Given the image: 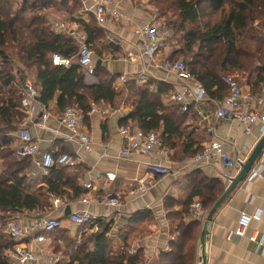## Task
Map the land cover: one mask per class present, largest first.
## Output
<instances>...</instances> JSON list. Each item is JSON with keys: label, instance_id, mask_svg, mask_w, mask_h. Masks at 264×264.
I'll return each mask as SVG.
<instances>
[{"label": "trees", "instance_id": "16d2710c", "mask_svg": "<svg viewBox=\"0 0 264 264\" xmlns=\"http://www.w3.org/2000/svg\"><path fill=\"white\" fill-rule=\"evenodd\" d=\"M151 3L157 7L161 21L162 17L167 18L166 13L174 12L172 16L178 20L177 24L168 19L164 21L175 27L170 61L182 56L191 77L204 87L211 99L221 101L228 95L222 77L232 79L240 87H248L253 94L260 92L264 85V0H151ZM49 8L63 11L71 18L80 8V2L0 0V223L22 213L49 211L52 199L69 204L85 196L78 185L77 166L52 168L47 177L33 183L29 178L32 163L16 157L12 134L17 133L15 129L24 117L19 108L21 82L25 78L34 79L45 107L56 100L57 117L66 108L74 107L85 116L84 121L91 104L112 107L120 95L113 88L114 76L101 66L92 72L95 83H85L86 76L76 58L78 46L74 40L52 32L45 14ZM71 21L74 20L71 18ZM81 25L89 48L100 58L96 43L103 32L94 20ZM52 54L70 58L72 66H53ZM126 88L134 101L120 125L158 133L168 151L176 148L178 143L174 142L181 138L183 116L188 112H182L178 105L163 104L160 91L153 93L132 83H127ZM183 147L184 153H188L189 145ZM74 167L72 175L67 173V169ZM205 193L208 204L213 207L223 190L216 182ZM204 204L200 205L206 209ZM187 212L184 210L182 214L186 216ZM66 218L60 219L66 227L62 224L47 236L51 247L59 237L71 248L64 264L144 263L136 256L128 257L125 250L113 251L107 238L108 225L100 232L84 233L68 224ZM181 218L184 217L179 219L177 235L169 250L159 253L157 264L195 263L198 222L187 223ZM12 247L13 242L0 231V264H10L6 252Z\"/></svg>", "mask_w": 264, "mask_h": 264}, {"label": "crops", "instance_id": "0c3cea01", "mask_svg": "<svg viewBox=\"0 0 264 264\" xmlns=\"http://www.w3.org/2000/svg\"><path fill=\"white\" fill-rule=\"evenodd\" d=\"M79 2L80 8L71 15L74 21H71L70 16L63 11L47 9L45 14L49 26L60 22L84 31L82 22L86 24L94 20L93 0H79ZM115 6L127 19L132 21V25L131 22L121 25L108 23L104 27L96 24L103 32V36L96 43L97 49L101 52L100 58L93 53V62L95 64L99 59L101 67L114 76L113 88L120 95L114 103L116 108L107 104L90 105V108L96 107L109 111V116L105 118L96 114L90 115L88 112L86 120L80 127V131L92 139V149L84 152L77 137L58 123L59 111L56 107V100L45 107L48 118L42 121L40 116H37L30 126V132L41 154L57 156L69 153L73 156L76 161L74 166L79 169L78 185L80 188L83 183L91 182L94 186L93 194H100L104 190L106 193L119 197L122 202L121 208L109 209L97 205H81L78 203L79 200L69 204L60 200L59 206L54 208L53 216L50 217L62 219L66 210L69 209V214L88 212L94 217L106 219L100 225L98 232L105 225L109 226L107 238L110 239L114 252L132 249L135 252L133 256L143 260V264H157L159 253L168 251L177 235L180 217H184L181 218L183 222L194 221L189 211L191 204L206 203L204 205L210 215L212 204H208L205 189L208 190L218 182L223 192L225 190V182L221 177L222 169L219 165H191L184 169L182 167L191 164L194 153L201 151L215 138L234 140L237 147L246 144L249 149L248 153L251 154L254 146L262 137L261 126L260 124L255 126L251 136L246 138L243 127L237 122L221 121L216 125L212 122L202 123L191 110H188V114L183 116L181 138L178 142H174L178 143L176 148L168 151V158L163 159L158 152L117 158L115 151L122 144L119 130L123 127L120 125V120L126 116L131 105L128 103L129 107H126L121 103L122 101H119L122 98L126 100L127 94L129 95L126 88L127 83L149 89L153 93L160 91L161 102L172 106L176 105L172 102V96L179 88L173 75L153 68L149 60L142 56L141 40L132 32L133 24L143 27L151 19L150 7L130 4L128 0H115ZM107 37L117 39L119 42L117 45L111 44L107 41ZM173 50V42L170 40L167 47L158 54V59L172 60L170 58ZM84 74L85 83H95L92 74L89 75L86 72ZM121 77L126 79L125 83L120 81ZM139 79L141 84H136V80ZM243 87L249 90L248 87ZM261 90H264V85L261 86ZM207 97L210 101H220L211 99L208 95ZM117 103H121L120 106H117ZM204 107L207 112H212L214 109L212 102ZM249 109L264 115V102L262 106L252 105ZM13 137L15 141L12 148L15 151L18 146L16 133ZM103 144L108 145L109 157L107 158L102 156ZM183 144L189 145L188 153H184ZM225 149L228 154L232 155V149L228 147ZM29 161L31 162V159ZM150 163L168 166L171 174L159 177L148 173L146 165ZM75 169L76 167L66 171L72 175ZM107 172L115 175L114 183L108 184L104 181V174ZM250 172L264 174V150L256 159ZM249 173L219 209L210 215L205 237V264H264V179L259 175L250 178ZM29 178L33 183L41 180L33 166L29 172ZM139 181H144L150 188L145 194L134 196L133 192ZM84 192L86 194V191ZM184 210H188L186 216L182 214ZM256 212L260 213V219L250 222L244 236L231 235L230 238L228 237L229 233L236 229L241 214L253 216ZM34 213H22L15 217L29 237L35 234V231H31ZM62 224L63 228L67 225L65 222ZM202 228L203 224L198 222L194 264L203 263L199 245ZM253 235H257V240L262 242V246L250 240ZM50 244L48 239L42 245L29 244V249L36 255V261L29 264H45V255L39 252V248L51 251Z\"/></svg>", "mask_w": 264, "mask_h": 264}, {"label": "built area", "instance_id": "2783aa9c", "mask_svg": "<svg viewBox=\"0 0 264 264\" xmlns=\"http://www.w3.org/2000/svg\"><path fill=\"white\" fill-rule=\"evenodd\" d=\"M130 4H136L143 7H150L151 19L143 26L138 27L133 24V34L137 36L142 43V56L149 60L151 66L157 70L171 74L176 78L178 84V91L172 96V102L178 106L182 112L192 113L202 123H210L213 125L221 121L237 122L244 129V136L250 137L255 126L260 124V134L264 135V115L249 108L252 105L262 106L264 102V90L258 94H253L245 87H240L230 78H221V81L228 87V95L221 101H215L207 97V92L204 87L197 83L190 75L186 65L179 60H159L158 54L166 47L170 38L175 34L173 26L163 25L157 18V10L151 6L150 0H128ZM92 15L96 24L104 27L111 23L114 25H121L125 22H131L127 19L115 6V0H93ZM50 29L55 34L64 35L77 44L78 50L76 58L78 65L84 72L91 75L95 69L93 62V52L89 48L87 35L80 28H72L63 23L55 22L50 24ZM107 41L111 44L117 45L119 40L107 37ZM51 63L55 67L69 68L72 66V60L58 54L51 55ZM122 83H125L124 77L120 78ZM136 84H141V80H136ZM20 110L24 117L21 120L16 138L18 146L15 150V155L18 160L31 159L32 166L37 170L41 178L47 177L52 168L71 167L76 164L75 159L69 153H62L56 157L51 154H41L38 146L35 143L30 132V126L37 116L40 120L45 121L48 118L46 108L40 102V93L36 89L35 84L31 78H25L20 86ZM212 102L214 107L212 112L205 110V105ZM90 115H98L100 117L109 116V111L102 108L92 107L89 110ZM85 116L74 107L66 108L63 114L57 118L58 123L67 131L73 133L84 152H89L92 149V139L80 131V127L84 122ZM119 136L122 139V144L116 149L117 158L128 157L132 154L147 155L151 152H158L160 156L168 158L169 152L163 146L159 139V135L155 132L145 133L140 129H132L131 127H123L119 130ZM236 141L228 139L215 138L210 141L201 151L197 152L191 161V164L182 167L188 168L191 165L199 166L204 164H217L222 169V179L225 182V189L237 176L242 166L246 163L250 153L246 144L239 147L236 146ZM233 150L232 155L228 154L225 148ZM103 157L108 156V145L103 144ZM248 153V154H247ZM148 173L166 177L171 174V170L164 164L150 163L146 165ZM250 178L260 176L264 179V174H257L250 172ZM104 181L108 184L115 182V175L112 172L104 174ZM150 186L144 181L137 182L136 189L133 192L134 196L145 194ZM82 189L86 191L85 196L79 199L78 203L85 206L97 205L109 209L121 208L122 202L119 197L104 190L100 194H93L94 186L91 182L82 184ZM60 200L53 199V206L57 207ZM190 215L192 218L203 224L208 215V210L204 209L199 203H193L190 206ZM260 213L256 212L253 216L241 214L236 229L229 233L231 235L244 236L249 224L252 220H259ZM106 219L97 218L88 212L71 213L66 218V222L70 225L81 229L84 233H97L100 225ZM62 225V220L52 218L43 214L42 212H35L31 231L35 234L28 236L24 231L20 221L17 218H9L4 223H0V231L5 234L8 239L13 242L11 250L6 252V257L10 264H29L36 261V255L28 247L29 244L42 245L46 242L48 234L58 229ZM257 235L250 237L252 242H258ZM29 240V242H26ZM262 246V242H258ZM39 252L44 254L45 264H64L65 259L62 255L55 254L52 251L45 250L40 247ZM134 251L126 250V255L132 257ZM198 264V263H197Z\"/></svg>", "mask_w": 264, "mask_h": 264}, {"label": "water", "instance_id": "95a60500", "mask_svg": "<svg viewBox=\"0 0 264 264\" xmlns=\"http://www.w3.org/2000/svg\"><path fill=\"white\" fill-rule=\"evenodd\" d=\"M101 66V61L97 60L95 63V67H100ZM264 150V135L261 137V139L257 142V144L254 146L247 162L242 166L241 170L237 174V176L233 179V181L229 184V186L224 190L223 194L221 197L217 200V202L214 204V206L211 208L210 215L213 214L219 207L222 205V203L228 198V196L231 194V192L240 184L244 181L245 177L247 174L252 170L253 165L256 161V159L259 158V156L262 154ZM69 209L66 210L65 212V217L69 216ZM210 215H207V218L203 222V228H202V233L201 237L199 239V245L201 248V260L202 264H205V237L207 236V225L210 222Z\"/></svg>", "mask_w": 264, "mask_h": 264}, {"label": "rangeland", "instance_id": "374dc122", "mask_svg": "<svg viewBox=\"0 0 264 264\" xmlns=\"http://www.w3.org/2000/svg\"><path fill=\"white\" fill-rule=\"evenodd\" d=\"M172 2H173V0H171ZM150 2H151V0H150ZM151 6L153 7V8H156V10H157V13H156V15H157V18L159 19V21L163 24V25H165V26H173V28H174V30H175V27H174V25H173V23L175 22L176 24H177V19H176V17H173L172 16V13H174V12H169V13H166V19H165V17H162L161 15V17H162V20L163 21H161V19H160V17H159V11H158V9H157V7L155 6V5H153L152 3H151ZM170 20L171 22H173L172 24H165V20ZM174 36V35H173ZM171 40H172V42H173V37L172 38H170ZM170 42V41H169ZM175 60H179V61H182L183 62V57L181 56V57H177ZM134 96L133 95H131V94H127V99L125 100L124 98H122V99H120L119 101H122L121 103H123L124 104V106H126V107H129V105H128V103L129 104H131L133 101H134V98H133ZM121 103H117L118 105L117 106H120V104ZM114 108H116V106H114ZM118 108V107H117ZM15 131H17L16 129H15ZM12 136H13V134H12ZM13 138V137H12ZM50 208L51 209H49V211L47 210L46 212H44V214L45 215H47V216H53V213H54V211H55V207L52 205V200H51V203H50ZM12 218H14V216L12 217ZM65 227H66V225H65ZM74 230H72V232H73ZM62 234H59V236H61ZM62 236H64V235H62ZM69 249H71L70 247H67L66 245H65V243L59 238V237H57L54 241H53V244H52V248H51V251L53 252H55V254L57 255V254H59V255H62L63 257H64V259H65V263L68 261V257L66 256V253H68V251H70Z\"/></svg>", "mask_w": 264, "mask_h": 264}]
</instances>
